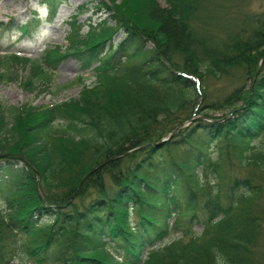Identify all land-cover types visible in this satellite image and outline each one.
<instances>
[{
    "label": "trees",
    "instance_id": "1",
    "mask_svg": "<svg viewBox=\"0 0 264 264\" xmlns=\"http://www.w3.org/2000/svg\"><path fill=\"white\" fill-rule=\"evenodd\" d=\"M38 1L49 5L52 15L66 2ZM108 1L95 0L94 9L108 16L98 26L90 24L87 33L74 16L66 54L60 46L47 50L25 84L34 91L37 82H50L53 71L72 57L83 72L94 67L98 80L92 86L52 106L0 104V217L25 239L15 259L36 264H254L251 248L263 226L256 209L262 185L235 177L224 195L211 193L203 205L197 202L202 172L213 171L216 178L208 183L220 184L219 157L210 150L220 139L224 150H240L243 162L264 174V64L258 72L263 30L257 32L261 42L242 29L219 45L215 36L196 31L192 19L200 0H165L166 7L158 0ZM119 31L124 38L114 45ZM17 63L30 61L0 58L3 67ZM243 63L250 83L208 104L209 111L231 108L229 114L194 120L161 148H142L193 119L184 111L195 112L207 95L196 80L219 79ZM127 65L132 67L124 72ZM4 76L0 73V79ZM238 99L244 100L243 107L237 108ZM176 149L186 150L183 160L173 154ZM106 176L114 188L105 186ZM184 216L191 224H204V235L210 236L158 246L155 255L144 257Z\"/></svg>",
    "mask_w": 264,
    "mask_h": 264
},
{
    "label": "rangeland",
    "instance_id": "2",
    "mask_svg": "<svg viewBox=\"0 0 264 264\" xmlns=\"http://www.w3.org/2000/svg\"><path fill=\"white\" fill-rule=\"evenodd\" d=\"M103 1L109 2L108 0ZM158 1L162 7H166L165 0ZM94 2L95 0H67L60 8L56 20L49 23L46 9L39 8L35 0H0V22H4L6 25H9L11 21H14L16 25L24 24L30 21L37 11L41 20L38 27L32 28L31 34H24L23 31L15 28L10 31L6 25L1 26L0 54H6L7 51L21 52L24 56H30L29 59L34 61L44 56V50L50 46L57 44L68 46L69 34L73 32V27L68 25L67 22L71 21L73 15L80 14L78 21L83 28L82 33L89 31L90 23L98 25L106 17V15L97 14L92 9ZM120 2L121 0H115L116 5H119ZM86 3L88 4L87 9L81 8ZM192 21L198 34L215 36L219 45H223V42L231 37H237V33L244 31L242 29H245L247 34H251L254 39H258V42H261L263 41L262 37L260 34L257 36V32L258 30H263L262 33L264 32V0H200V10ZM77 30H79V27L75 29L76 32ZM124 35V32L119 31L113 38L112 44L119 43L124 38ZM108 45L111 44L108 43ZM260 50H264V48ZM61 52L66 54L67 47H63ZM33 65L17 63L13 65L14 68L10 69L12 74L8 69L5 70L7 75H13V80H7L6 78L0 80V103L7 106H22L24 104L35 107L51 106L77 98L85 85H93L98 80L94 70L83 74L80 63L70 57L60 64L57 71L52 73L51 82L47 83L43 80L40 82L37 91H30L25 89L21 83L30 74L34 73ZM131 67L127 65L124 72H127V69ZM228 70V75L225 73L219 79L214 78L212 75L206 76L203 83L200 82L198 84L200 87L202 85L205 86L207 95L200 106L194 109L195 112L188 108L184 111V115L188 117L192 115V118L196 120H211V117L218 118L231 112V108L217 111H209L207 109L210 102L224 101L235 89L250 83L249 81L247 82V66L244 63L228 68ZM81 77L84 78L83 82L80 81ZM243 105L244 100L238 99L237 108L243 107ZM171 133L167 134V136ZM170 139L163 138L162 140L168 142ZM162 140L142 147L154 145L156 148H161L160 146L166 143H161ZM257 140L256 144L259 146V139ZM224 141L220 139L210 147L212 155L215 158L219 157L220 184L208 183L210 179L214 180L216 178L213 171L208 170V174L202 172V189L198 192L199 200L197 204L203 205L211 193L218 192V194L224 195L235 177H249L252 182L257 180L263 188V192L256 203L257 216L263 221V226L259 229L256 244L252 246L251 250L254 256V264H264V174H261L254 164L246 165L240 156V150H224ZM248 146L247 142L244 143V147ZM185 152V149H176L173 154L181 161L184 159ZM110 161L113 160H107L104 164ZM102 164L100 167H103ZM103 183L108 188H114L109 176H106ZM224 202L225 205H228L227 198H224ZM190 217L184 216L179 219V227L174 228L162 243L155 246L160 245L163 247L168 245L169 247L171 246L169 244L174 240H180L185 244L194 236L202 237L198 239L201 242L204 238H208L210 234L204 235L207 227L197 222L198 220L191 224ZM200 217L202 218L203 216L200 215ZM174 220L177 219L174 218ZM186 230H189V233L185 235ZM24 240V237L9 229L0 217V264H36L31 259H25L23 262L15 259L16 253L21 250L20 244ZM152 254L155 255V251Z\"/></svg>",
    "mask_w": 264,
    "mask_h": 264
},
{
    "label": "water",
    "instance_id": "3",
    "mask_svg": "<svg viewBox=\"0 0 264 264\" xmlns=\"http://www.w3.org/2000/svg\"><path fill=\"white\" fill-rule=\"evenodd\" d=\"M262 63H264V59L262 60L261 64H262ZM181 127H182V126H181ZM181 127H179L178 130H179ZM174 133H175V132H174ZM174 133H173L172 135H174ZM163 142H165V140H162L161 143H163Z\"/></svg>",
    "mask_w": 264,
    "mask_h": 264
},
{
    "label": "bare ground",
    "instance_id": "4",
    "mask_svg": "<svg viewBox=\"0 0 264 264\" xmlns=\"http://www.w3.org/2000/svg\"><path fill=\"white\" fill-rule=\"evenodd\" d=\"M61 17V16H60Z\"/></svg>",
    "mask_w": 264,
    "mask_h": 264
}]
</instances>
